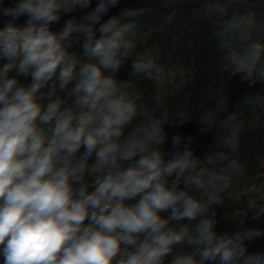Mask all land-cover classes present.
<instances>
[{"label":"clouds","instance_id":"9594fccd","mask_svg":"<svg viewBox=\"0 0 264 264\" xmlns=\"http://www.w3.org/2000/svg\"><path fill=\"white\" fill-rule=\"evenodd\" d=\"M121 2L0 0V264H264L246 243L264 226L216 227L237 162L198 154L214 121L169 132L119 78L164 72ZM238 2L217 0L215 35L233 73L264 80V39ZM240 131L222 144L236 150Z\"/></svg>","mask_w":264,"mask_h":264},{"label":"trees","instance_id":"16d2710c","mask_svg":"<svg viewBox=\"0 0 264 264\" xmlns=\"http://www.w3.org/2000/svg\"><path fill=\"white\" fill-rule=\"evenodd\" d=\"M216 2L149 0L136 10V16L127 18L137 22L138 37L143 38L138 50L155 47L164 72L122 81L148 111L166 116L167 122L213 120L225 108L233 72L227 67L229 52L220 48L215 35L221 23L212 11ZM233 7L253 21L254 37L264 39V0H246ZM77 49L83 52L82 46ZM235 126L241 128L239 145L230 150L222 137ZM216 151L229 152L237 162L231 183L222 193L224 215L240 222L248 210L259 214L264 207V96L246 95L236 103L219 125L207 154ZM250 201L254 208L248 207Z\"/></svg>","mask_w":264,"mask_h":264},{"label":"water","instance_id":"95a60500","mask_svg":"<svg viewBox=\"0 0 264 264\" xmlns=\"http://www.w3.org/2000/svg\"><path fill=\"white\" fill-rule=\"evenodd\" d=\"M149 0H122L120 6L116 9H113L114 12H119L121 9H132V10H137L140 7L144 6L145 4L148 3ZM95 5V0H93V4L90 7H94ZM89 9H84L81 10L77 13H72L69 14L75 15L77 19L81 17L84 11H88ZM69 16H62L59 24L53 25L54 28L57 30L63 26V23L66 19L69 18ZM105 19L107 17H104ZM20 23L23 22V17L21 18ZM0 26H3V21L0 20ZM118 76L121 80H130L133 78H136L138 76H131L129 74V67L128 65H125L124 67L121 68V70L118 73ZM259 94L261 96H264V80H259V79H254L252 81H246L242 80L238 75L235 73L232 74V76L229 79L228 82V91L226 94V99H225V108L220 112V114L213 120L214 121V126L213 129L208 135L200 137L197 136V143H198V148L197 152L200 155L207 154L210 145L213 140V136L215 135L219 124L228 116L230 115L235 106L236 103L239 102L244 96L246 95H255ZM201 121L198 120H192V119H187L178 123H170L167 122V125H165L166 130L169 132L172 131H181L184 134H196V129L199 127ZM170 125V126H168ZM167 147V145H165ZM263 175H264V168H263ZM216 218H217V229L219 231H231L236 227V223L234 220L229 219L226 217L221 209V206L218 205L214 209ZM247 217L245 218V224L246 225H260L264 226V207L261 210V212L257 215H254L251 210H248L246 213ZM252 216H259L257 219H253ZM244 219V218H243ZM248 244L249 251H254V250H264V236L262 237H257L256 239L246 242Z\"/></svg>","mask_w":264,"mask_h":264},{"label":"bare ground","instance_id":"6f19581e","mask_svg":"<svg viewBox=\"0 0 264 264\" xmlns=\"http://www.w3.org/2000/svg\"><path fill=\"white\" fill-rule=\"evenodd\" d=\"M130 80H131V79H130ZM216 117H217V116H216ZM216 117H215V118H216ZM215 118H214V119H215ZM214 119H213V120H214ZM220 124H221V123H220ZM220 124H219V125H220ZM218 127H219V126H218Z\"/></svg>","mask_w":264,"mask_h":264},{"label":"rangeland","instance_id":"374dc122","mask_svg":"<svg viewBox=\"0 0 264 264\" xmlns=\"http://www.w3.org/2000/svg\"><path fill=\"white\" fill-rule=\"evenodd\" d=\"M231 202H232V201H230V203H231ZM235 210H236V209H235ZM235 210H234V211H235ZM260 212H261V211H260ZM260 212H259V213H260Z\"/></svg>","mask_w":264,"mask_h":264},{"label":"flooded vegetation","instance_id":"af4514ba","mask_svg":"<svg viewBox=\"0 0 264 264\" xmlns=\"http://www.w3.org/2000/svg\"><path fill=\"white\" fill-rule=\"evenodd\" d=\"M264 168V167H263ZM262 176L264 177L263 173H262Z\"/></svg>","mask_w":264,"mask_h":264}]
</instances>
